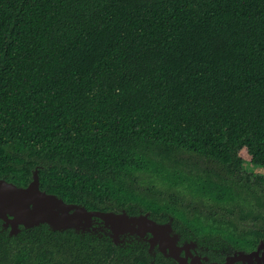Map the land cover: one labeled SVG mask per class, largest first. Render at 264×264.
I'll use <instances>...</instances> for the list:
<instances>
[{"label": "trees", "instance_id": "trees-1", "mask_svg": "<svg viewBox=\"0 0 264 264\" xmlns=\"http://www.w3.org/2000/svg\"><path fill=\"white\" fill-rule=\"evenodd\" d=\"M264 0H0V180L173 219L221 262L264 242ZM0 264H177L47 225Z\"/></svg>", "mask_w": 264, "mask_h": 264}, {"label": "water", "instance_id": "water-1", "mask_svg": "<svg viewBox=\"0 0 264 264\" xmlns=\"http://www.w3.org/2000/svg\"><path fill=\"white\" fill-rule=\"evenodd\" d=\"M0 222L4 230L10 231V236H17L22 227L33 229L47 225L54 232L73 230L78 234L109 236L116 245L144 242L152 256L158 251L177 264H253L254 261L264 264V242L251 253L240 251L228 256L225 263H209L207 257L193 253L197 242L180 245L181 235L175 231L173 219L159 223L149 213L131 216L125 211H89L43 191L38 170L25 188L0 180Z\"/></svg>", "mask_w": 264, "mask_h": 264}, {"label": "rangeland", "instance_id": "rangeland-1", "mask_svg": "<svg viewBox=\"0 0 264 264\" xmlns=\"http://www.w3.org/2000/svg\"><path fill=\"white\" fill-rule=\"evenodd\" d=\"M244 171L252 176H262L264 177V169L253 166L251 164H246L244 166Z\"/></svg>", "mask_w": 264, "mask_h": 264}, {"label": "flooded vegetation", "instance_id": "flooded-vegetation-1", "mask_svg": "<svg viewBox=\"0 0 264 264\" xmlns=\"http://www.w3.org/2000/svg\"><path fill=\"white\" fill-rule=\"evenodd\" d=\"M185 243H186V242H182V243H180V245H183V244H185ZM263 251H264V249H263ZM193 253H194L195 255H199V256H201L202 258L207 257V258L209 259L208 256L203 255V251H202V250H199L198 247L196 248V250H193ZM234 254H235V253H234ZM234 254H233V255H234ZM227 257H228V256H227ZM227 257H225L224 260L221 261V262L211 261L210 259L208 260V262H209V263H213V262H214V263H225ZM190 260H191V259H190ZM254 262L256 263V261H254ZM255 263H253V264H255ZM237 264H240V263H237Z\"/></svg>", "mask_w": 264, "mask_h": 264}]
</instances>
